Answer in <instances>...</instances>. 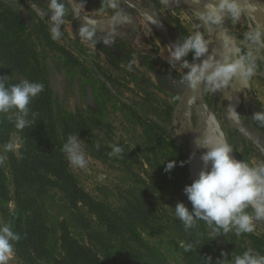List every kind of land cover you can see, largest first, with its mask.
I'll return each instance as SVG.
<instances>
[{"label": "trees", "instance_id": "obj_1", "mask_svg": "<svg viewBox=\"0 0 264 264\" xmlns=\"http://www.w3.org/2000/svg\"><path fill=\"white\" fill-rule=\"evenodd\" d=\"M34 22L32 29L14 7L0 1V77H6L8 85L21 80L44 85L29 105L30 124L24 129L15 127L14 118L0 114V213L20 236L14 253L21 264H215L224 259L222 253L229 260L248 249L264 255V234L216 236L200 220L185 231L175 216L177 203L191 210L184 189L199 177L186 147L173 137L180 98L174 96L170 103L155 96L142 66L129 60L122 70L129 80L124 86H135L144 96L140 104L119 107V80L98 66L84 64L53 40L39 19ZM146 66L147 72L179 75L159 58L148 60ZM63 76L67 83L62 84ZM68 95L76 102L74 108ZM114 112H119L123 128L135 141L136 153L125 152L128 160L134 162L141 155L153 176L132 174L123 190L102 186L90 191L62 147L69 136H76L89 147L91 157L101 158L94 137L110 128ZM13 133L21 139L19 155L4 148ZM4 153L13 179V212ZM168 160L176 162L171 172L165 171ZM182 243H194L193 250L185 252Z\"/></svg>", "mask_w": 264, "mask_h": 264}, {"label": "rangeland", "instance_id": "obj_2", "mask_svg": "<svg viewBox=\"0 0 264 264\" xmlns=\"http://www.w3.org/2000/svg\"><path fill=\"white\" fill-rule=\"evenodd\" d=\"M0 1L11 4L32 29H35L34 21L39 17L50 31L48 0ZM82 2L84 5H80V0L75 2L65 0L66 15L61 26L62 37L57 39V42L80 57L84 64L98 66L102 71L109 72V77L119 80L120 85L116 84V95L121 100L117 101L119 107L121 103H127L131 107L140 104L144 96L139 95V90L135 86H124L129 80L126 72L122 70L125 69L127 62L133 60L136 67L142 66V71L147 73L146 79L152 81L150 87L155 96L167 99L170 103H174L172 100L174 96L180 98L173 137L177 143L186 147L188 157L194 160L200 172L205 167L201 157L206 150L198 147L196 140L203 135H211L227 142L233 149L231 155L237 160H245L252 165L264 163V128L259 126L260 122L252 119L253 113L264 111V46L255 48L246 39V33L252 28L256 26L264 28V0H246L255 10L244 14L239 22L233 23L227 20L219 28L206 25L200 15L204 12L205 6L189 0H114L118 8H109L102 12L98 11L101 0H82ZM78 5L79 16L73 12V8ZM117 10L122 11L129 20L116 26L115 32H110V20ZM85 18L97 21L96 43L82 41L79 37V29ZM197 31L209 41V54L216 58H220L224 52L221 39V34L224 32H227L242 52H247L250 48L254 51L256 70L247 83L236 79L227 87L215 92L209 91L206 86L193 92L180 83L186 70H183L179 64L170 65L168 57L174 43ZM105 37L110 39V43H103ZM43 47L44 44L39 46V48ZM156 58L168 63L179 75L174 77L163 73L162 70L157 72V69L147 72L149 70L144 69L147 67V61ZM186 59L192 62V55L189 54ZM68 102L71 108L75 107L74 99H68ZM232 109L239 114L241 118L239 123L229 118ZM118 113L114 112L111 116L110 128L99 130L94 137L96 154L101 158L97 160L91 157L88 152L89 147L80 140L86 165L82 169H74L81 174L90 191L102 186L114 191L117 188L123 190L131 183L132 174L140 175L144 179L153 176L152 168L141 155L134 162L128 160L125 152L136 153L135 141L132 140V134H128L123 128ZM11 143L13 152L19 155L20 136L13 133ZM113 145L123 149L118 156L109 155ZM2 163L12 194L10 209L13 212L16 209L13 179L6 153L2 156ZM248 211L252 212V209L249 208ZM96 222L103 228L98 221ZM3 223L7 221L0 213V224ZM256 223L254 232L264 234V221ZM8 264H21L14 252Z\"/></svg>", "mask_w": 264, "mask_h": 264}, {"label": "clouds", "instance_id": "obj_3", "mask_svg": "<svg viewBox=\"0 0 264 264\" xmlns=\"http://www.w3.org/2000/svg\"><path fill=\"white\" fill-rule=\"evenodd\" d=\"M75 2V0H74ZM200 3V0H194ZM80 5H84L80 0ZM117 9L114 0H101L98 11ZM255 9L246 0H209L202 12L201 18L209 27L219 28L227 20L237 23L244 14ZM47 12L50 32L53 40L62 37L61 26L66 15L65 0H48ZM79 16L80 6L73 8ZM129 18L122 11H115L111 17L110 32L116 31V26L128 21ZM97 21L85 18L79 29L82 41L97 42ZM224 52L220 58L209 54V41L197 31L187 36L180 42L172 45L168 57L170 65L179 64L184 72L180 83L192 90L199 91L206 86L209 91H217L227 87L232 81L239 79L242 83L254 75L256 70V57L250 48L242 52L232 38L224 32L221 34ZM250 45L259 48L264 46V28L256 26L246 33ZM104 44L110 43L105 37ZM192 55V62L186 59ZM131 70V64L129 65ZM6 77H0V114L7 115L9 120L14 118L17 129H24L30 124L29 105L32 100L44 90V85L29 80L8 85ZM35 113H32L33 118ZM229 118L240 122V116L235 109L230 110ZM252 119L264 125V111L253 113ZM198 147L206 151L201 159L204 169L199 173L198 179L184 189L192 208L184 203L175 205V216L183 224L184 230L193 229L198 220L204 221L211 228V234L219 236L221 232L228 234L234 232L237 237L242 234L252 233L257 227V221H264V163L252 165L245 160H237L231 154L232 147L211 135H203L196 140ZM5 150H11V142L4 145ZM68 163L74 168H84L86 165L85 154L82 151L78 137L69 136L63 144ZM123 149L118 145L112 146L110 156H118ZM166 172H171L176 167L175 160H168ZM210 165V169H209ZM251 208L252 212L248 209ZM254 213V214H253ZM20 236L15 233L10 223L0 224V264H8L14 252V242ZM185 252L192 251L194 243H182ZM223 260H216L215 264H264V255L253 249H248L242 254H232L228 259L227 253H222ZM208 261L213 262L211 257Z\"/></svg>", "mask_w": 264, "mask_h": 264}, {"label": "flooded vegetation", "instance_id": "obj_4", "mask_svg": "<svg viewBox=\"0 0 264 264\" xmlns=\"http://www.w3.org/2000/svg\"><path fill=\"white\" fill-rule=\"evenodd\" d=\"M189 1H191V2H194V1H192V0H189ZM209 1V0H208ZM5 2V1H4ZM6 3H8V2H6ZM195 3V2H194ZM9 4V3H8ZM197 4H200V5H203V4H201V3H197ZM11 5V4H10ZM12 6V5H11ZM203 6H205V5H203ZM13 7V6H12ZM15 9V8H14ZM16 10V9H15ZM17 11V10H16ZM18 12V11H17ZM19 13V12H18ZM22 16V15H21ZM40 20L41 22H42V20L38 17V18H36L35 20ZM43 23V22H42ZM44 24V23H43ZM58 62V61H57ZM144 68H146V67H144ZM63 73V72H62ZM65 76V75H64ZM63 76V78L65 79V77ZM63 81V80H62ZM63 83H67V81L65 80L64 82H62V84ZM62 84H61V87H62ZM68 94H69V92H68ZM69 97V95L67 96V102H68V99H72V98H68ZM178 108V107H177ZM176 113H177V111H176ZM175 117H176V114H175ZM176 120H177V117H176ZM173 126H174V128H175V124H173ZM195 166L197 167V169H198V173H200V171H199V167L195 164Z\"/></svg>", "mask_w": 264, "mask_h": 264}, {"label": "water", "instance_id": "obj_5", "mask_svg": "<svg viewBox=\"0 0 264 264\" xmlns=\"http://www.w3.org/2000/svg\"><path fill=\"white\" fill-rule=\"evenodd\" d=\"M192 1H194V0H192ZM200 3L206 6L207 3H209V1L208 0H200Z\"/></svg>", "mask_w": 264, "mask_h": 264}]
</instances>
